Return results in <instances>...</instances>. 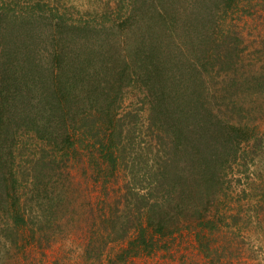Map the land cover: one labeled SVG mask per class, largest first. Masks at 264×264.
Returning a JSON list of instances; mask_svg holds the SVG:
<instances>
[{"label": "trees", "instance_id": "trees-1", "mask_svg": "<svg viewBox=\"0 0 264 264\" xmlns=\"http://www.w3.org/2000/svg\"><path fill=\"white\" fill-rule=\"evenodd\" d=\"M117 1L112 7L110 3L90 7L85 10L87 16L79 9L71 12L47 8L48 4L41 8L50 46L44 63L28 60L34 69L45 65L48 73L45 106H41L45 116L35 119L28 112L21 116L20 109H9L0 96V223L3 219L12 228L26 223L16 187L14 151L16 138L26 133L22 126L30 125L28 130L40 126L50 144L52 162L66 166L70 158L83 159L95 179L97 175L102 183L114 180L117 195L133 199L109 212L106 207L92 212L96 231L91 229L83 245L85 257L100 259L109 242L121 240L123 245L105 264H124L156 249H181L183 237L190 234L207 263L235 264L230 259L237 256L238 247L229 244L230 238L221 246L215 240L228 213L219 207L220 187L228 195V180H221L219 165L232 169L230 162L224 166L223 155L233 153L229 157L238 163L264 141L249 118L263 109L260 103H252L264 97V62L248 67L249 61L240 56L246 45L240 47L239 25L231 21L226 26L223 15L232 10L242 21L264 8V0H191L190 13L172 8L179 0H142L139 6L136 1L140 0ZM1 3L0 23L9 15H20L15 0ZM221 9L222 15H217ZM219 26L226 29L224 34ZM66 30L92 31L99 38L84 47L85 40L71 42ZM185 40L193 45V55L179 58L187 52ZM132 80L144 86L140 88L148 106L144 117L142 106L122 109L124 84ZM232 87L234 93L224 104L221 89ZM141 123L149 133L146 149L151 163L139 181L130 171L135 166L127 159L131 139L125 134L135 128L141 133ZM242 144L246 145L241 148ZM123 168L129 171L120 184ZM246 184L249 199H258L251 202L260 221L264 180L247 179ZM180 261L193 264L186 258Z\"/></svg>", "mask_w": 264, "mask_h": 264}, {"label": "rangeland", "instance_id": "rangeland-1", "mask_svg": "<svg viewBox=\"0 0 264 264\" xmlns=\"http://www.w3.org/2000/svg\"><path fill=\"white\" fill-rule=\"evenodd\" d=\"M179 1L175 6L172 5V8H182L186 13L193 10L191 0ZM15 2L16 8L22 13L20 12L16 18L9 15L7 21L0 23V96L5 99L9 109H20L21 116L28 112L35 119L42 118L45 116L41 106L42 104L45 106V78L48 73L45 72V65L34 69L33 65H29L28 60L37 58L44 63L45 50L50 46L49 27L45 16L41 15V8L45 9V4H48L47 8L57 6L60 10L67 8L71 12L79 9L83 16H87L85 10L90 7L99 9L106 3H110L112 7L119 4V1L15 0ZM218 3L220 2L216 1L215 4ZM136 4L141 5L142 0L136 1ZM207 9L208 7H205L203 10ZM223 9L218 11L217 15H222ZM46 11V13L49 12V10ZM223 16L224 20L226 18L224 21L226 26L231 24V21L239 25L238 30L243 37L240 47H243V44L246 45L240 52V56L244 62L249 61L248 67L253 69L264 62V43L262 42L264 41V8H258L257 12L245 16L242 21L232 10L227 17ZM219 28L221 30L218 31L224 34L226 29L220 26ZM66 31L72 35L68 37L71 42L85 40L84 47L99 38L92 31L89 33L83 30ZM185 41L183 48L187 52L179 55V58L193 55L191 51L193 45ZM31 48L33 49L30 50ZM261 48L263 52L259 54L258 50ZM211 81L214 82V80ZM129 82L124 84L122 109L130 105L142 106L140 114L144 117L148 111V106L142 101L141 89L144 86L135 80ZM151 84H153L152 80ZM223 89H221L223 94L221 99L225 104L227 98L234 93V88L225 91ZM255 103H260L263 109L250 114V126L255 129L256 135L264 139L263 95L252 104ZM232 116L237 115L232 114ZM141 125L143 126L141 133L138 134V129L135 128L125 134L131 139L126 152L129 154L127 159L132 160L135 166L130 171L138 180L143 178V172L150 169L151 163L147 159L149 149H146L149 147L146 142L149 133L147 126L143 123ZM22 127L26 133L22 132L21 136L16 138L14 164L18 178L17 192L21 198L20 201L24 203L26 223L12 228V225H6L4 220H1L0 264H105L109 255L112 256L124 241L109 242L100 259L85 257L83 245L91 235V229L95 230L92 212L94 210L103 212L104 207L109 212L115 210L116 205L120 208L121 204L132 202L133 199L117 195L114 189L116 187H113L114 180L107 182V185L98 181L97 175L95 179L94 173L83 159L78 161L70 158L66 166H62L61 161L52 162V150L49 142L45 141V134L41 135L40 126L35 127L36 130L32 129L34 132L26 129L31 128L30 125ZM137 142L144 146L143 149H139ZM126 144L128 145L127 142ZM245 145L242 144L241 148ZM253 149L254 152L249 157L240 159L238 163L229 157L233 153L229 156L223 155L224 166L230 162L232 169L219 165L221 180L225 179L224 182L228 180V195H223L221 187L217 192L220 196L219 207L222 212L228 213L222 225L223 232L217 234L215 240L221 246L227 244V238H230L232 243L229 244L238 247L237 256L230 259L235 264L264 262V218L257 220L258 212L256 215L255 203L251 200L258 199L254 197L249 199L246 192L247 179L264 180V141L261 146ZM145 161H147L146 164ZM119 171H122L118 179L121 184L123 176L126 177L129 170L123 168ZM154 199L155 197L152 200ZM100 207H102L101 210ZM183 238L180 244L181 249H174V247L173 249H156L149 254L131 257L124 264H179L182 258L192 260L193 264H209L195 247L193 237L186 234ZM175 242L177 240H174ZM184 245L187 246L184 247Z\"/></svg>", "mask_w": 264, "mask_h": 264}]
</instances>
